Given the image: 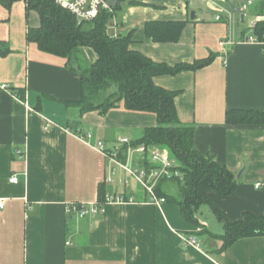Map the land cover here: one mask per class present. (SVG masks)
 I'll return each instance as SVG.
<instances>
[{
    "label": "crops",
    "instance_id": "0c3cea01",
    "mask_svg": "<svg viewBox=\"0 0 264 264\" xmlns=\"http://www.w3.org/2000/svg\"><path fill=\"white\" fill-rule=\"evenodd\" d=\"M130 1L120 2L107 28L111 37L130 35L133 50L170 66L214 56L203 68L158 75L154 82L178 92L180 121L195 127L200 154L236 175L245 165L236 191L224 197L210 190L211 203L230 221L246 213L264 215V125L227 122L229 110L264 111L263 47L239 42L252 22L264 20V0L246 14L233 9L236 1L224 3L220 20L202 0ZM151 21L185 26L179 40L157 42L146 33ZM40 25L38 12L25 1L10 8L0 3V198L6 200L0 209V264H264V236L241 238L222 250L224 224L209 205L198 214L200 225L191 224L177 204L153 203L113 155L79 138L91 133V143L103 141L111 152L158 125L157 116L128 110L123 101L104 114H81L70 104L81 97V72L27 39L29 29ZM228 38L232 43L222 46ZM79 53L87 64L97 60L91 47ZM147 159L129 148L122 162L139 169ZM12 176L18 183L10 182ZM172 183L162 188L176 194ZM101 187L106 196L124 195L127 201L84 218L66 211L69 203L99 200ZM185 235L197 237L199 246H185Z\"/></svg>",
    "mask_w": 264,
    "mask_h": 264
},
{
    "label": "trees",
    "instance_id": "16d2710c",
    "mask_svg": "<svg viewBox=\"0 0 264 264\" xmlns=\"http://www.w3.org/2000/svg\"><path fill=\"white\" fill-rule=\"evenodd\" d=\"M17 1L21 0H0V3L10 8ZM22 1L26 2L28 10L37 11L41 20L39 27L29 29L27 39L36 42L43 51L67 58L69 66L81 72V97L70 103L78 107L81 114L95 110L104 114L123 101L128 110L152 112L157 116L158 125L146 128L140 139L124 144L119 149L117 157L120 161H125L129 148L140 145L166 149L179 176L163 179L157 185L156 192L160 197L177 204L187 221L199 226L198 214L203 205H209L224 224L225 232L220 236L224 241L222 250L238 239L264 236V215L246 213L241 220L230 221L211 203L208 197L210 190L224 197L236 191L239 182L237 175L213 156H204L195 149V127L181 123L177 112L175 98L178 92L154 82L158 75H176L203 68L214 60V56L170 66L155 62L142 52L133 50L130 47V35L111 37L107 33L109 24L121 9L120 3L112 10H102L91 21H79L69 10L57 4L56 0ZM130 2L141 3L138 0ZM184 26L185 21H151L146 24V33L157 42H172L179 40ZM254 33L264 38V20L257 22ZM80 47L93 48L97 60L92 64L84 62L79 53ZM114 85L116 89L108 93ZM227 122L264 125V111L229 110ZM144 166L151 169L152 163L147 159ZM167 182L176 183V194L163 190L162 185ZM105 198L104 187H101L99 200Z\"/></svg>",
    "mask_w": 264,
    "mask_h": 264
},
{
    "label": "built area",
    "instance_id": "2783aa9c",
    "mask_svg": "<svg viewBox=\"0 0 264 264\" xmlns=\"http://www.w3.org/2000/svg\"><path fill=\"white\" fill-rule=\"evenodd\" d=\"M233 0H202L204 4H206L211 10H213L214 18L216 20L221 19V13L223 8L221 7L224 3H229ZM262 0H243V3L240 5L233 6V9L236 10L239 14H246L251 6L256 4L257 2ZM57 4L61 7L69 10L72 14L76 16L79 21H91L95 19L102 10H112V8L108 5L107 0H56ZM258 21L261 19H257L250 25L249 32L245 33L239 40L240 43H248L255 44L263 47L264 54V38H260L254 33V28ZM232 41L228 39H224L221 41L222 46H226L227 44H231ZM1 88L7 89L8 86L5 84L1 85ZM79 138L90 146L95 148L97 151L105 154V155H113L114 161L120 165L125 171L132 175L141 185H143L151 195V201L156 203L157 205L166 202L165 197H160L156 192L157 185L163 179H172L175 176H179V172L174 169V161L170 157L169 152L160 147V146H152L147 147L146 145H140L135 148L136 151L141 152L143 154H147L151 163V169H147L145 167L136 169L131 165L125 164L117 158L119 148H114L111 152L107 149L105 142L97 141L96 143H91L89 139L92 138V134H86L83 136H79ZM122 144H129L128 140H122ZM131 149V148H130ZM20 155L22 152L18 150ZM19 178L17 176H12L10 178V182L18 183ZM260 184H257L259 187ZM131 200V199H130ZM127 199L124 195H110L106 196L105 200H95L92 202H82V203H69L66 206V211L68 213H74L79 218H84L87 216H92L97 213H104L106 210V206L113 203H123L126 202ZM6 200L0 198V209L5 207ZM183 243L185 246H196L198 247V238L193 235H185L183 236Z\"/></svg>",
    "mask_w": 264,
    "mask_h": 264
},
{
    "label": "water",
    "instance_id": "95a60500",
    "mask_svg": "<svg viewBox=\"0 0 264 264\" xmlns=\"http://www.w3.org/2000/svg\"><path fill=\"white\" fill-rule=\"evenodd\" d=\"M122 0H107V3L108 5L114 9V8H117L119 3L121 2ZM195 12H192V18H195ZM244 17V16H243ZM245 170V165L243 166L242 170L237 174V178H240L241 174L243 173V171Z\"/></svg>",
    "mask_w": 264,
    "mask_h": 264
},
{
    "label": "rangeland",
    "instance_id": "374dc122",
    "mask_svg": "<svg viewBox=\"0 0 264 264\" xmlns=\"http://www.w3.org/2000/svg\"><path fill=\"white\" fill-rule=\"evenodd\" d=\"M237 2V4L238 5H240V4H242L243 3V0H234V2ZM203 5L207 8V6L203 3ZM256 5H254V6H251L250 7V10L253 8L254 9V7H255ZM249 19H250V16H249ZM246 25H247V27H248V22L246 23ZM242 26H245V24H242ZM116 89V87H115V85L114 86H112L111 87V89H109V91H108V93H111L112 91H114ZM172 188H171V191H173V190H175V187L177 188V185H176V183H172V186H171ZM203 208V207H202ZM201 208V209H202Z\"/></svg>",
    "mask_w": 264,
    "mask_h": 264
}]
</instances>
